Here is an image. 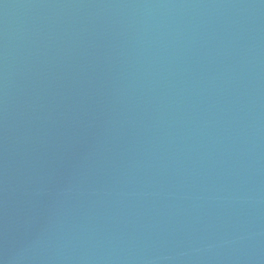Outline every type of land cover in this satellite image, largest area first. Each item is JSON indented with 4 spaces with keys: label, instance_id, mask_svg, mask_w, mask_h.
<instances>
[{
    "label": "water",
    "instance_id": "95a60500",
    "mask_svg": "<svg viewBox=\"0 0 264 264\" xmlns=\"http://www.w3.org/2000/svg\"><path fill=\"white\" fill-rule=\"evenodd\" d=\"M0 264H264V0H0Z\"/></svg>",
    "mask_w": 264,
    "mask_h": 264
}]
</instances>
